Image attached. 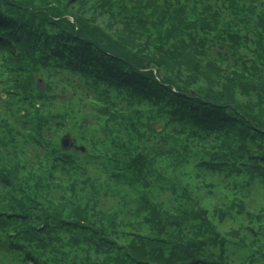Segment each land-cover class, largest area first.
<instances>
[{
  "label": "trees",
  "instance_id": "16d2710c",
  "mask_svg": "<svg viewBox=\"0 0 264 264\" xmlns=\"http://www.w3.org/2000/svg\"><path fill=\"white\" fill-rule=\"evenodd\" d=\"M259 185L264 0H0V264H250Z\"/></svg>",
  "mask_w": 264,
  "mask_h": 264
},
{
  "label": "rangeland",
  "instance_id": "374dc122",
  "mask_svg": "<svg viewBox=\"0 0 264 264\" xmlns=\"http://www.w3.org/2000/svg\"><path fill=\"white\" fill-rule=\"evenodd\" d=\"M71 19V18H70ZM182 181V180H181ZM186 182H190V180L186 181ZM184 182L182 181V185ZM207 190L205 189H201L198 192H195L197 195V199L199 200V203L201 205H203L205 208L210 209L213 201L209 198H206ZM245 201L247 203V207H248V211H250V213L248 214V217L250 216L249 220L251 222H254L253 227H254V231L252 232V234L254 235L255 238V231H257L258 229V220H263V217L260 216V218H258V214H260L261 210L263 209V205H264V193H263V185H259V188L254 189L249 195L248 197H245ZM172 205V204H171ZM171 205L167 206L169 207L168 209L173 208L175 205H173L172 207H170ZM244 217V216H243ZM247 218V217H246ZM233 224L231 222H226L224 227L225 229H228L230 227H232ZM245 236L241 237V239L245 240V241H250L252 240V235L250 234V232H245ZM240 235V234H239ZM253 246H236L234 244L230 243V248L234 251L233 255L237 261L241 262V261H246L250 264H264V257H263V253L262 251H264V243H261L260 241H255L254 240ZM255 247V248H253ZM262 247V248H261ZM254 255V256H252ZM251 260H255L253 263H251Z\"/></svg>",
  "mask_w": 264,
  "mask_h": 264
}]
</instances>
